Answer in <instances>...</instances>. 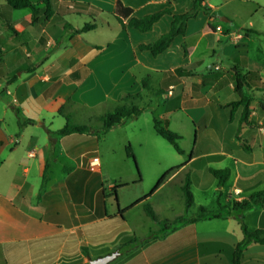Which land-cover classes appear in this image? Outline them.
<instances>
[{"label": "crops", "instance_id": "1", "mask_svg": "<svg viewBox=\"0 0 264 264\" xmlns=\"http://www.w3.org/2000/svg\"><path fill=\"white\" fill-rule=\"evenodd\" d=\"M117 1L50 0L51 10L41 4L44 9L36 11L33 19L30 8L19 13L6 0H0V26L5 29L9 23L17 32L15 35L10 29L11 33L6 30L5 37L0 36L1 50L6 47L13 56L1 54L0 75L7 69L24 67L23 55H28V50L34 56L28 63L50 52L35 69H17L12 79L2 77L9 90L0 88V264H86L89 257L116 249L121 254L108 264H232L234 249L243 238L238 216L250 230L264 229V202L234 214L188 221L174 229L150 222L144 209V204L150 203L161 220L195 216L200 206L215 210L248 200L264 189V112L259 108L264 99L260 83L264 82V41L255 48L247 40L250 33L236 38L229 19H222L218 7L208 0L211 12H200L190 19L186 33L174 37L157 56L139 46L167 32L172 14H164L148 31L130 27V17L124 19V27L116 18L119 28L105 42L85 38L83 34L88 31L73 30L81 28L68 20L74 14L88 15L96 22L95 17L101 14L114 15ZM121 1L133 9L131 16L135 17L168 5L173 13H183L194 2ZM65 5L76 11H64ZM105 24L111 25L105 21L101 28ZM98 27L97 23L94 30ZM248 29L258 36L262 31ZM233 64L256 72L261 80L249 89L255 94L248 117L251 123L241 122L242 106H230L239 99ZM181 66L187 70L177 74L175 69ZM147 76L149 88L143 86ZM151 88L159 95L154 105L141 99ZM126 94L134 95L129 103L142 101L143 105H137L147 107L144 113L156 114L169 127L179 113L185 116L186 124L192 121L196 130L194 144L190 151L183 149L178 163L170 164L162 157L156 161L155 172L160 177L173 167L177 169L139 203L135 202L147 195L128 198L124 191L139 178L126 146L135 145L127 127L140 115L99 133L101 116L122 103ZM102 106L107 107L101 110ZM91 110L97 112L98 128L55 135L51 150L49 130L62 128L66 115L73 117ZM27 119L33 123H27ZM172 128L183 136L182 130ZM119 129L124 132L121 159L126 172L112 173L103 162L101 145ZM137 138L140 146L148 143L147 138ZM94 157L100 159L95 166ZM47 162L48 179L42 187ZM210 168H230L231 173L221 182ZM107 178L111 182L106 183ZM177 178L182 191L186 179H190L193 205L185 207L183 191L184 209L162 216L154 199ZM116 185L118 199L113 191ZM169 203L166 199L164 208ZM122 244L126 245L120 248ZM240 264H264V244L250 243Z\"/></svg>", "mask_w": 264, "mask_h": 264}, {"label": "rangeland", "instance_id": "2", "mask_svg": "<svg viewBox=\"0 0 264 264\" xmlns=\"http://www.w3.org/2000/svg\"><path fill=\"white\" fill-rule=\"evenodd\" d=\"M208 1L218 7L217 14L219 16H224L229 19L228 24H230L233 33H236L235 35L236 38L250 33V35L248 36L249 38H247V40L251 43V46L254 44V47L257 48L260 43L263 44L264 0H208ZM41 4H43L44 8L46 9L44 3L40 0H37L36 3L38 7L37 11H39L40 9H44V8H40L42 7ZM63 8H64L63 10L66 12L76 11L75 8L69 7L67 5H65ZM24 10L19 9V11L17 12L22 13ZM219 16L216 17L217 20L220 19ZM95 18H96V22L99 24L98 29L94 31L91 30L90 32L88 31V33L85 32L83 35H85V38L89 40H92L93 38L94 40L100 42L108 41L114 35V32L119 28L116 17L108 13V14H101ZM68 20L74 25L76 26L79 25L82 27L86 22H90V21L93 22V17H89L88 15L85 14H79V15L74 14L71 18H68ZM105 21L109 22L111 25L108 26L105 24L106 26L101 28L102 26L101 24L105 23ZM63 25L64 23H62V26ZM248 28L262 30L263 32L261 31V33L258 36L254 32V30ZM10 29L12 30L13 34L15 35L17 34L16 30H14L9 23H6L5 29H3V27L0 26V36L5 37L6 30L10 32L11 31ZM1 32L4 34H2ZM66 43H68V39ZM5 53L13 57L12 54L10 53V50H8L6 47L3 49V51L1 50V54L3 56L6 55ZM27 53L29 54L27 55L24 53L25 55H23V58L25 59L26 62H23V65L21 66L24 67L10 68L1 73L4 74V75H0V88L2 89V91L7 92L9 90L7 88V83H5V81L2 80V77H6V80L12 79L13 76H16L14 74L16 73L17 69L18 70L20 69L21 71L22 70L26 71L27 68H30L32 66L36 65L37 67L40 63H42L44 60L48 58L50 52L49 51L46 52L45 56H43L40 60L33 63L27 62L28 60L34 57L33 52H30L28 50ZM1 81H3V83H1ZM141 99L143 102L145 101L148 102L149 105H154L158 101L159 95L154 88H151L148 89L145 97L141 96ZM130 100L127 103H129ZM153 100H156V102H154ZM142 101L137 100L138 102L137 104L143 105ZM106 107L107 106H102L101 110L106 109ZM96 115L97 112L91 110L90 112H85L84 114H73V117L71 116L72 117L71 119L75 123L83 122L85 124L98 128L97 125L99 122ZM154 117H157L156 114L154 116V114H152L150 111H148L147 113L143 112L142 114H140V116L137 119H134L135 121H131L132 123H130V125L127 127V133L129 137L133 139L132 141H134L135 143L133 150L135 152L136 162L131 157L130 160L138 177H139L138 169L141 176V179L138 178V182L136 184L134 183V185H131L130 187L125 189L124 193L128 198H134L142 195H151L153 193L152 191L156 187L159 177L161 175L155 172V167L157 165L156 161L160 160L161 157L164 158L170 164L178 163L181 159L180 153H178L175 150L173 145L169 141L161 137L155 131ZM182 120H183V126H182ZM161 121L165 123L164 120ZM132 124H135V126L138 125L139 127L132 126ZM172 127L176 129L179 128L180 130L183 131V136L179 140V144L182 147V149L190 151V148L192 147V145L196 140V130L194 127V123L190 121V123L186 124L185 116L177 113V115L173 117ZM31 128L32 127L30 126L28 127L27 130L29 131L31 130ZM123 133L124 132L119 129L118 131L112 133L108 137V139L105 142H103L101 145L103 162L107 164L109 170L112 173L120 172V171L122 172L123 170L124 172H126V165L121 159V144H122L121 139L123 138ZM137 137L144 139L147 138L148 143L143 146L136 144V140L138 139ZM107 179H109V181L106 180V183L111 182V178H107ZM166 199H168L169 202H171V204L169 203L168 207L165 206L164 208L163 205ZM154 201L157 203V205H159V209H160L159 213L162 216L165 215V213L166 215H174L175 213H177V211H181V209H184L183 191L180 187L179 178L173 181H169L167 185L158 193V195H156ZM185 207L190 208L187 206ZM182 211L185 212V210ZM185 214H187V212H185ZM148 220H150V222H153V220H151L150 218Z\"/></svg>", "mask_w": 264, "mask_h": 264}, {"label": "trees", "instance_id": "3", "mask_svg": "<svg viewBox=\"0 0 264 264\" xmlns=\"http://www.w3.org/2000/svg\"><path fill=\"white\" fill-rule=\"evenodd\" d=\"M44 3L47 10H51V4L50 0H40ZM7 4L14 9H23V8H30L32 10V16L33 19L36 18V11L38 10V7L36 5L37 0H6ZM200 12H204L206 14H209L211 12V7L208 6L207 0H194L193 6L190 10L183 12V13H173V7L171 5H168L164 7L163 9L149 13L144 15L143 17H135L131 16L133 13V9L129 6H126L123 4L121 0H118L115 6V9L113 11V14L116 16L120 24L124 27V19L129 18L128 25L130 27H134L140 31H148L151 30L154 26V24L164 15V14H172L173 20L171 22L170 29L160 35L155 41L148 43V44H141L139 47L142 50H149L152 52L153 55L157 56L159 53L166 50L174 37L177 35H184L187 30V24L190 19L196 18ZM97 27L96 22H86L81 28L76 29L73 28V30L77 33H82L84 31H90L94 30ZM46 59V58H45ZM0 60H1V48H0ZM233 70L235 73L234 76V86L235 91L239 95V99L236 101H233L230 103V106L234 109L239 106L243 107V114L241 118V122H248L251 123V121L248 119L251 109H250V103L254 99V93L251 92L249 89L252 87L253 82L257 83L260 82V77L256 75L257 73L250 70H245L238 65L233 64ZM36 68L35 66H32L28 68L29 71ZM187 70V67L181 66L175 69V72L177 74H183ZM258 76V77H257ZM150 76H147V78L143 81V86L145 88H149L150 84ZM261 87L264 88V82H260ZM134 97L132 94H126L123 96V102L120 103L118 106H116L114 109L104 113L101 116L102 121V127L99 130V133H105L109 131L110 129L124 123L126 120L138 117L143 111L147 109V107H142L134 103H127L128 100ZM261 111L264 112V99L260 100V107ZM232 109V110H233ZM66 123L65 125L56 130L52 131L49 130L52 147L51 150L54 149V141H55V135H67L74 132H92L93 127L88 124H79L72 121L70 115H66ZM27 123H33L32 119H27ZM1 126V122H0ZM154 129L155 131L164 139L169 141L175 150L178 153H182L183 149L179 144V140L182 138V136L177 133L176 131L172 130L168 123L161 121V119L154 117ZM126 153L128 157H131L136 162V156L135 152L133 150V146L131 143L127 144L126 146ZM48 168H49V162L46 164V168L43 175V183L42 187H44L47 179H48ZM138 168V167H137ZM177 167H173L169 170H167L158 180L156 187L153 189L152 192H154L164 181L165 179L173 172ZM211 173L217 177L221 182L227 180L230 176V168H224V169H214L210 168ZM139 173V179H141L140 172ZM191 182L190 179H186L184 185H183V191L185 195V203L187 207H190L193 205L194 202V196L190 188ZM117 188L118 185L113 187V191L115 195L117 194ZM150 195L145 196L142 199H139L135 203H139L149 197ZM116 199L117 195H116ZM264 202V189L260 191H256L252 194L251 198L248 200H242V201H234L231 205L228 206H219L218 209L210 210L207 209L204 206H200L198 213L195 216H187V215H180L177 216L174 219H164L161 220L159 218V215L154 210L153 206L150 203L144 204V209L146 214L154 221L160 222L163 225L164 229H174L178 227L180 224H184L188 221H196L201 218H215V217H221L223 215H230L234 214V211H241L244 209H247L251 207L253 204H262ZM134 203V204H135ZM133 204V205H134ZM228 210V211H226ZM239 221L241 223V227L243 230V238L242 240L236 245L233 257H232V264H240L241 256L243 251L246 249V247L252 243V242H259L264 244V229L259 228L256 230H250L247 225L242 220V216H238ZM133 242L127 243V245L132 244ZM126 244H122L119 247L123 248V246ZM89 264V263H86Z\"/></svg>", "mask_w": 264, "mask_h": 264}, {"label": "water", "instance_id": "4", "mask_svg": "<svg viewBox=\"0 0 264 264\" xmlns=\"http://www.w3.org/2000/svg\"><path fill=\"white\" fill-rule=\"evenodd\" d=\"M222 19L227 20L226 17L221 16ZM121 254V251L119 249H116L106 255L99 256L97 258H91L89 257V263L90 264H108L109 262L116 259Z\"/></svg>", "mask_w": 264, "mask_h": 264}, {"label": "built area", "instance_id": "5", "mask_svg": "<svg viewBox=\"0 0 264 264\" xmlns=\"http://www.w3.org/2000/svg\"><path fill=\"white\" fill-rule=\"evenodd\" d=\"M99 163H100L99 157H94L92 160V165L95 166V165H98Z\"/></svg>", "mask_w": 264, "mask_h": 264}]
</instances>
